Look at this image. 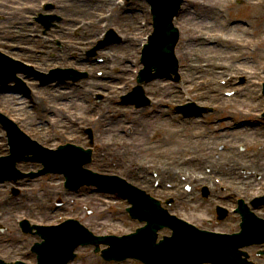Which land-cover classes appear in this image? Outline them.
<instances>
[{
    "label": "rangeland",
    "instance_id": "1",
    "mask_svg": "<svg viewBox=\"0 0 264 264\" xmlns=\"http://www.w3.org/2000/svg\"><path fill=\"white\" fill-rule=\"evenodd\" d=\"M46 1L52 5L51 9H42L41 5ZM117 2H122V6ZM113 6H116V12L112 10ZM254 7L262 9L261 18L254 16ZM38 14L54 15L59 19L53 20L54 25L43 32V26L36 21ZM150 21L144 0H104L102 3L98 0H0V35L5 36L0 40L2 53L12 59L20 58L21 62L38 71L72 68L76 72H86L90 77L78 82H65L67 86L61 85L64 89L60 90L56 89L60 86L53 88L55 85L52 83L45 87L28 83L33 92L27 100L10 91L8 87L12 84H7V88L0 87V111L24 126H32L30 135L48 147L58 145L62 139L85 146L83 130L91 128L95 151L90 168L100 171V164L108 160L111 162L105 166L108 173L121 171L123 164L128 176L132 174L138 180L146 177L151 182L152 173L156 174L153 178L158 180V187L151 189L150 193L160 199L175 197L176 205H172L170 211L204 227L213 204L221 202L231 207L229 200L228 203L219 201L215 196H221L217 188L220 183L211 185L209 182L214 194L202 200L198 191L207 186V180L219 178L225 191L228 187L234 188L236 198L245 195L251 199L259 195L262 190L259 185L264 191V177L254 185L242 182L239 188L236 183L230 186L233 184L230 179L225 180L203 170L204 164H210L212 172L214 168L223 166L226 172L229 169L234 171L232 178L235 179L236 170L243 160L237 152L240 141L246 143L245 160L257 145H264L257 134L260 129L264 131L259 125L254 128L246 126V131H224V134H213L207 130L222 127L226 130L227 125L250 117L251 112H257L263 104L259 93L264 82V0H184L176 19L181 34L176 49L179 80L162 78L145 84L143 88L151 99V105L136 110L121 103L120 96L136 85V74L141 68V44L151 30ZM219 22L227 24V27ZM109 28L114 29L118 39L96 50L94 56L88 55L94 44L104 39ZM5 42L15 45L27 56H18L7 50ZM239 54L242 57L236 60ZM75 58L78 61H74ZM186 60L195 70L184 69ZM207 63L212 64L214 72H211V65L202 68ZM90 66L94 68L91 70ZM224 73L232 74L231 81H227L229 76ZM220 84L222 88L218 87ZM191 101L213 110L197 118L204 123L194 118L181 120L182 116L176 114V105ZM107 113L110 116H106ZM196 134H201V138ZM4 140L0 136V147L4 146ZM220 146L224 147L222 151L218 150ZM104 151L106 159L102 160ZM199 152L205 161L199 164L179 162V159H191ZM115 155L120 156V162L112 160ZM259 156L264 157V148ZM253 161L256 162L257 158ZM21 167L31 166L22 164ZM193 175L204 184H195L196 187L185 190L187 182L184 181L178 188L183 177ZM59 178L55 175L41 177L31 183L33 190H23L26 191L25 197L31 192L33 202L22 208L34 210L39 216L35 217L36 221H41L39 218L43 213L48 215L50 208L46 202L62 196ZM191 190H194L192 194ZM66 201L61 214L74 216L78 208L89 209L90 214L84 210L78 219L96 234L128 233L139 225L125 213L126 203L116 194L103 196L84 188L78 196H69ZM40 204L48 210L42 211ZM56 214L51 215L50 211L49 218L53 221ZM236 222L237 216L228 215L224 221L211 224L216 230L232 232L237 231ZM161 233L166 234L168 230ZM90 250V247L81 249L83 259L77 264H106ZM119 264L139 263L127 260Z\"/></svg>",
    "mask_w": 264,
    "mask_h": 264
},
{
    "label": "bare ground",
    "instance_id": "2",
    "mask_svg": "<svg viewBox=\"0 0 264 264\" xmlns=\"http://www.w3.org/2000/svg\"><path fill=\"white\" fill-rule=\"evenodd\" d=\"M100 3H102L104 0H98ZM254 11H253V13H254V16L255 17H258V18H261L262 17V9L260 8V7H254V9H253ZM91 11H89V13H90ZM4 37L5 36H2V35H0V40L2 41V39H4ZM240 42H243L242 40L240 41ZM8 44L5 42V46H6V49L7 50H9V51H13V53L14 54H17L18 56H27L23 51H21V50H19V49H17L16 47H14L13 45H11V44H9L8 46H7ZM45 45H47V44H45ZM189 62L190 61H188V60H186L185 61V65L183 66L184 67V69H186L187 68V70H195L194 69V67H193V65L192 64H189ZM93 68V67H92ZM198 71V70H197ZM211 72H214L213 71V68H212V64H211ZM225 84V83H224ZM56 86H60L59 84L58 85H56ZM104 86V85H103ZM218 87L219 88H222V84H220V85H218ZM60 89H64L63 87H61L60 86ZM209 89H212L211 87L209 88ZM201 156H203V154L201 153ZM112 160H114V161H117V162H120V160H121V158L120 157H118L117 155H115L114 157H112ZM120 169H122L121 167H120ZM224 176H226V177H230L229 176V174H226V175H224ZM133 180V177H132V174H131V181ZM143 182L144 183H147L148 182V179L145 177L144 178V180H143ZM237 183H238V181H237Z\"/></svg>",
    "mask_w": 264,
    "mask_h": 264
},
{
    "label": "water",
    "instance_id": "3",
    "mask_svg": "<svg viewBox=\"0 0 264 264\" xmlns=\"http://www.w3.org/2000/svg\"><path fill=\"white\" fill-rule=\"evenodd\" d=\"M167 23V22H166ZM166 34H170L168 31H167V33Z\"/></svg>",
    "mask_w": 264,
    "mask_h": 264
}]
</instances>
